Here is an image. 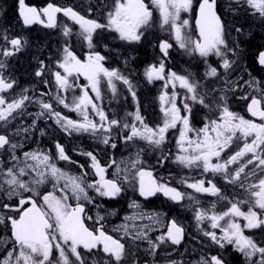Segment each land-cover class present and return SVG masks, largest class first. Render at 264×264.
Here are the masks:
<instances>
[{
  "label": "snow or ice",
  "instance_id": "obj_1",
  "mask_svg": "<svg viewBox=\"0 0 264 264\" xmlns=\"http://www.w3.org/2000/svg\"><path fill=\"white\" fill-rule=\"evenodd\" d=\"M151 3L159 11L160 30L168 31L184 54L199 57L204 65L202 79L187 69L185 75L168 67L173 49V44L168 39L155 37L153 41H148L155 24L153 10L144 0H114L111 8L103 4L102 8L107 9L104 12L106 22L86 18L71 7L61 8L48 4L47 7L37 9L27 7L25 0H19V16L25 26L41 23L46 28H55L56 14L63 12L65 17L79 26L75 36L81 44L87 45L89 51L83 61L78 58L70 43L73 29L65 25L61 31L63 46L57 57L54 60L51 56L47 60L35 57V76L43 82L46 89L52 87V81L45 77L51 76L56 94L40 91L38 95H28L29 89L25 88L9 99L6 94L14 89L16 81L8 72V58L20 53L27 41L19 36H9L7 30L0 35V225L4 226L5 232H11L10 236L0 237V245H10V248L4 249L6 255L0 259V264H87L80 248L85 249L88 254L96 249L99 254L100 245L106 257L104 264H122L126 243L105 232L101 223L105 217L99 215V211L96 223H100V227L92 230L85 226L84 214L88 204L95 205L98 210L103 207L96 203L90 192H95L98 197L115 199L125 191L126 184H135L137 181L139 196L145 199L157 193H163L176 202L184 198L175 187L158 182L153 178L152 171L145 169L141 154L146 150L160 151L158 165L162 166L171 160L184 168H202L203 173H211L213 177L219 174L227 184L238 186L246 192L249 197L247 200H230V207L221 213L212 211L209 214L208 210L197 208L195 219L198 225L207 219L211 229H219L220 235L216 231L202 230L213 245L220 249L232 246L243 256V264H264V241H257L244 234V229L264 231V216L254 210L264 211V123H254L233 112L229 100V94L235 97L241 89L251 88L259 94L246 93L239 98L247 102V111L253 117L264 121V84L252 76L246 65L241 66L243 49L239 42L229 45L226 36L230 32L226 31L227 26L217 13V0H200L196 16L199 35L195 40L185 34L188 20L181 22L180 16L181 12L192 9V0H151ZM92 11V7H89L88 12L91 14ZM228 11L234 15L243 13L258 20L264 27V0H229ZM42 17L47 18V23ZM235 31L237 34L242 33L239 27ZM104 32L115 33L113 39L130 46L148 41L154 49H158L155 63L145 69L144 75L148 83L164 80L165 88L172 86L170 96L167 92L159 96L161 111L164 113L162 125L150 127L140 114L138 103L137 110L125 112L123 118L117 115L115 109L110 118L104 108L96 103L103 99L101 77L107 79L113 99L118 96L115 81H121L127 87L133 102H137L132 81L118 68L110 70L104 66L107 56L98 50L99 42L105 39ZM104 47L107 49L108 45L105 44ZM212 57L216 60L212 61ZM255 62L264 70V50L259 51ZM124 63L127 65L129 59L126 58ZM238 68L247 73L248 79H244L242 74L235 75ZM74 73L76 76L83 75L89 83L81 87L82 94L74 95L69 103L61 93L70 89L74 91L78 86L69 79ZM177 84L184 90L180 101L182 109L177 107ZM89 87L95 93L94 97L89 94ZM28 104L38 107L37 112L29 114L33 117L31 123L21 127L13 126L12 121L26 115ZM57 105L76 112L82 119L72 120L63 116L57 110ZM197 111L203 112V126L200 128L192 126ZM128 117H131L130 121ZM41 119L52 120L68 136L75 133L87 134L93 138V151L74 149L78 155L90 159L88 167L94 171L92 180H88L89 173L85 165H79V175H71L57 166L59 161L77 163L59 142L55 144V156L50 150L45 151L39 147L20 152L24 147L22 141L34 135L33 130L37 129V121ZM178 125L177 152L175 155L165 153L162 148L167 140L166 134ZM39 131L41 136L45 135L44 129ZM241 136L244 138L243 147L225 159L233 142ZM138 142H144L147 148L140 146ZM121 147L125 150L134 148L135 152H129V156L119 162L113 153V158L107 165L101 163L95 152L98 148L100 152L107 154L109 149ZM249 154L250 158H247ZM3 157H7L6 162ZM236 164L239 167L232 170L231 166ZM248 166H251L250 171H246ZM112 168L115 170L109 178L107 172ZM249 180L252 182L249 183ZM47 182H52L54 189L59 187L61 195L48 192L41 196L40 186ZM186 186L198 193L227 199L212 179L186 183ZM38 200L43 203H38ZM71 200H75V205L69 203ZM242 203L249 205L247 212L241 210ZM129 207L140 209L141 206L132 201ZM212 207L215 208V204ZM237 217L242 218L243 225L236 221ZM137 218L147 219L149 223L130 227L126 222L114 230H122L124 238L133 244L137 241L146 242V251L153 256L159 255L161 246L180 245L184 239V228L178 226L175 219L167 224L166 232L153 239L149 235L154 231L153 225H163L160 213L137 211L132 216L125 217V220L135 221ZM221 221H225V224H221ZM94 264H99V261ZM171 264L176 262L172 261ZM195 264H227V261L222 255H211L201 256Z\"/></svg>",
  "mask_w": 264,
  "mask_h": 264
},
{
  "label": "flooded vegetation",
  "instance_id": "obj_2",
  "mask_svg": "<svg viewBox=\"0 0 264 264\" xmlns=\"http://www.w3.org/2000/svg\"><path fill=\"white\" fill-rule=\"evenodd\" d=\"M47 1V0H45ZM114 0H60L57 7L66 8L71 7L73 10L79 12L81 15H84L86 18L97 19L100 22H106L104 18V12L107 9H103L102 5L107 4L109 8L113 5ZM51 2H45L43 5L36 6L34 4H29L25 0V5L28 7H36L41 9L47 7ZM200 0H192V9L188 13L190 21H188V28L191 32H199L196 26V16L199 11ZM54 5V4H53ZM229 0H217V13L229 14L233 13L228 11ZM56 6V5H54ZM92 7L93 11L90 14L88 8ZM154 24L155 26L151 30L148 41H153L155 37H161L168 39L173 44V49L171 50L172 56L171 60L168 63V67L176 71L178 74H187L186 69L195 73L201 69V63L196 59L199 57H190L179 49L176 41L171 37L163 36L162 31L159 28L158 21L156 18L154 9ZM101 12V13H100ZM99 15L101 17H99ZM44 22L46 21L45 17H42ZM57 27L48 29L44 28L39 24H33L31 26H25L23 21L19 16V0H0V35H2L6 30L9 36H19L23 40L27 41L24 49L17 53L14 57L8 58V72L14 77L16 84L14 89L11 90L6 95L9 99L13 96L18 95L23 89H29L28 95H38L40 91L51 92L53 95L56 94V86L54 79L51 76H46V79L52 81V87L46 89L43 85V82L35 76V71L37 64L35 62V57L39 56L41 59L47 60L50 56L53 60L57 57L59 49L63 46V38L61 36L62 28L65 25L72 27L73 36L71 37L70 43L72 44L75 54L82 61L85 59L86 54L88 53V48L86 44H81L77 40L75 33L79 31V26L75 25L73 21L69 20L68 17H65L63 12H59L56 18ZM115 33L104 32L105 39L99 42L98 50L107 56L106 61H104V66L108 69H111L115 66H126L124 60L129 59L127 65H131L133 68H147L149 65L155 63V56L158 49H154L152 44L148 41H145L141 44L128 45L118 39H113ZM158 42V41H156ZM2 43V41H0ZM107 44V49L104 45ZM133 49H135L133 51ZM135 57V59H132ZM203 65V63H202ZM137 93V103L139 105L140 114L144 117L145 122L150 126L155 128L157 125H162L164 119V113L161 111V103L159 96L164 89L165 81L164 80H155L154 83H148L145 77L133 76L128 77ZM71 82H74L78 86L76 89L69 90L66 93H61L65 96L67 101L70 103L73 96L81 95V87L87 86L88 81L84 78L83 75L76 76L73 74V77L69 78ZM103 84V85H102ZM169 86L168 93L171 95L172 86ZM101 93L103 99L101 101H96L99 106H102L104 110L108 113L109 117L112 116L113 109L116 110V113L119 117H124L125 112H134L130 102L131 95L126 92L120 93L119 97L125 100L123 104L124 108L115 106L108 103V99H113V94L110 92H103L105 89H109L107 84V79L101 77L100 83ZM137 90H140L139 93ZM180 88L177 84L176 91L178 96L180 94ZM89 94L95 96L88 88ZM177 96V98H178ZM240 100V98H239ZM245 105V112H235L242 117L252 120L247 113V102ZM57 110L61 112L63 116H66L72 120H81L82 117L79 116L76 112L70 111L63 106L57 105ZM127 107V109H126ZM26 115L23 117H18L17 120L12 121V125L15 127H21L26 124H30L32 121V116L30 113H35L38 111V107L34 104H28L26 108ZM98 120V117L96 118ZM129 121L131 117L127 118ZM37 129L33 130L34 135L30 139L22 141L24 144L23 151H29L34 148H41L45 151L51 152L55 156L56 142H59L65 147L67 154L75 161L76 164H70L66 161H59L58 167L62 170L68 172L71 175H79L81 168L79 165H85L88 170V180L94 178V171L88 167L90 165V159L83 155H78L77 151L82 149L83 151H93L94 150V140L91 136L87 134L77 135L75 133L72 136L66 135L61 131L56 124L50 119H41L37 121ZM192 126L194 128H200L203 126V112H196L193 120ZM39 129L45 130V135L41 136ZM11 130V129H10ZM192 135V134H189ZM167 140L162 150L165 153L171 152L173 155L177 152L176 139L179 137V125L176 129H170L167 133ZM17 139H20L19 137ZM142 147L147 148V145L144 142H138ZM242 143L238 141L233 142V148L228 150L225 157L232 155L234 152L238 151L243 146H240ZM103 147V146H101ZM95 152L98 156V159L101 160V163L107 165L110 160L114 158L119 162L121 159L129 156V152H135V149L125 150L123 147L116 150L109 149L107 154L102 153L99 149H95ZM160 156V151L153 152L151 150H146L141 154V159L145 162L144 167L146 170L152 171L153 178L160 183H165L170 187H175L178 191L183 194V199L179 202L172 201L168 197H165L163 193H157L153 197L147 199L139 196L138 192V181L135 184H126L125 191L121 194L120 197L115 199H110L107 197H98L95 192H90V195L95 198L96 203L102 205L101 209H97L95 205L88 204L86 205V210L84 214V223L85 226L90 230L93 228L100 227V223H96L97 213L105 217L101 222L104 225V230L107 234L112 235L114 238L121 239V242L126 243L125 255L122 259V264H171L172 261H175L176 264H195L196 261H199L201 256L210 257L211 255H222L224 260L227 261V264H243V256L236 252L232 246H226L225 249H220L218 246L213 245L209 238L203 235V231H216L217 235H220L219 229H211L210 221L207 219L202 221L199 225L195 219V211L197 208H202L209 211L211 214L212 211L216 213H221L226 211L230 207V200H247L248 194L240 189L238 186H233L227 184L223 177L217 174L215 177L211 173L195 172L194 169L188 170L187 172H182V168L173 163L171 160L167 161L165 164L158 165L157 157ZM5 162L7 157L2 158ZM239 165V164H236ZM234 165V166H236ZM250 166H248V169ZM115 169H109L107 176L111 178L112 171ZM211 174V175H210ZM259 178V177H258ZM257 178V179H258ZM208 180L212 179L213 182L219 187L224 196L227 199H220L217 196H212L208 193H198L194 189L188 188L186 183H194L198 180ZM186 182V183H185ZM249 183L252 181L249 180ZM205 183V187H207ZM247 186V185H246ZM40 188L41 196L48 192L55 191L53 188L52 182H47ZM27 195V194H26ZM191 197V199H189ZM132 201H136L140 204V209H133L129 207V204ZM38 203H41V200H38ZM215 204V208H213ZM30 207V205H27ZM241 210L247 212L249 205L242 203L240 205ZM264 216V211L260 209H254ZM143 211L145 213H160L163 225H153L154 231L150 232L149 235L155 238V236L160 235L163 232H166L167 224L173 219L176 220L178 226L184 228V239L180 245H170L166 244L161 246L159 249V255L153 256L149 254L146 249L148 245L146 242L137 241L135 244L130 242L127 238H124L123 231H117L119 225L126 223L125 217L132 216L134 212ZM91 219H88V217ZM18 218V216H17ZM236 221L243 225L244 221L242 218L237 217ZM136 221H128V225L133 226ZM148 220L139 222L136 226L142 224H148ZM221 224H225V221H221ZM3 225H0V237L10 236V230L3 232ZM10 229V226H9ZM244 234L252 236L257 241H264V231L260 229H244ZM100 251L97 254V250L93 249L91 254H88L85 249L82 247L80 251L84 254L87 264H94V262L99 261V264H104L105 254L102 251V245L98 246ZM5 248H10V245H0V259L6 255L4 251ZM55 253V250H54ZM58 257V253H55ZM258 259V257H257Z\"/></svg>",
  "mask_w": 264,
  "mask_h": 264
},
{
  "label": "trees",
  "instance_id": "obj_3",
  "mask_svg": "<svg viewBox=\"0 0 264 264\" xmlns=\"http://www.w3.org/2000/svg\"><path fill=\"white\" fill-rule=\"evenodd\" d=\"M29 4H34L36 6L43 5L45 0H26ZM60 0H49L54 5H58ZM101 13V12H100ZM99 17H101L99 15ZM221 17L225 23L226 31L230 32V35L226 36V39L229 42V45L232 46L236 42H239L240 46L243 49V60L241 61V66H247L248 71L251 72L252 76L255 77L258 81L264 84V70L255 62L256 57L259 51L264 50V27H262L258 20H255L252 17L246 16L243 13L239 15H229V14H221ZM241 28L242 33L237 34L235 28ZM119 69L123 75L127 77L133 76H141L145 77L144 72L145 68H133L131 65L126 66H115L111 69ZM110 69V70H111ZM198 70V69H196ZM200 71V70H199ZM198 71V72H199ZM203 72H199L198 76L200 78L203 77ZM243 75L246 77L247 73L242 72L239 68L235 75ZM235 75L233 77H235ZM248 76V75H247ZM139 93L140 90H137ZM243 96V95H241ZM230 100V109L233 112H245V104L244 100H239L238 92L235 97L229 94ZM5 232L4 229H2Z\"/></svg>",
  "mask_w": 264,
  "mask_h": 264
},
{
  "label": "rangeland",
  "instance_id": "obj_4",
  "mask_svg": "<svg viewBox=\"0 0 264 264\" xmlns=\"http://www.w3.org/2000/svg\"><path fill=\"white\" fill-rule=\"evenodd\" d=\"M144 3L147 5V6H149V8H152V9H154V12H155V14H157L156 15V18H157V21H158V25H159V22H160V16H159V11L155 8V6H153L152 5V3H151V0H144ZM190 11H188V12H181V14H180V16H181V22L183 21V20H188V21H190V17H189V15H188V13H189ZM188 25H190V23L188 24ZM184 32H185V34L186 35H188V36H190L191 37V39L192 40H195L197 37H198V35H199V32L197 33H195V32H191L190 30H189V28H188V26L186 27V29H184ZM163 33V36H168V38H171V36L169 35V32L168 31H163L162 32ZM212 59V61H215L216 60V58L215 57H212L211 58ZM199 61L200 62V60H199V58L198 59H196V61ZM201 63V69H200V71L199 72H201L202 70H204V65H202V62H200ZM199 72H197L196 70H195V73L198 75L199 74ZM145 73V72H144ZM233 78H235V77H233ZM202 79V78H201ZM244 79H248V76L246 75V77L244 78ZM155 82V81H154ZM154 82H152V83H154ZM115 83H116V87H117V92H118V96H117V98L116 99H112V100H110V99H108L107 101H108V103H109V105L111 104L112 105V103H114L115 104V106H117V107H123L124 108V106H123V104L125 103V100H123L122 98H120L119 97V94L120 93H123V92H126L127 94H129L128 93V91H127V87L125 86V85H123V83L121 82V81H115ZM103 85V84H102ZM168 91H169V86L167 87V88H165L164 87V89L162 90V93H164V92H167L168 93ZM103 92H110L111 94H112V92H111V90L110 89H105V90H103ZM161 93V94H162ZM253 94V95H258L259 93H256V92H254L251 88H246V89H241L240 91H238V95H239V97L241 96V95H245V94ZM183 94H184V90L183 89H181L180 90V94H179V96H178V98H177V107H179V108H183V105H182V103H180V101L182 100V98H183ZM168 95L170 96V94L168 93ZM130 99H131V102H130V104H131V106H132V108L134 109V112L137 110V102H133V100H132V97H130ZM160 103H161V101H160ZM165 106H167V107H170V105H165ZM100 107H102V106H100ZM161 107H162V104H161ZM103 108V107H102ZM126 109H127V107H126ZM197 112H202V111H197ZM211 118H215V117H211ZM244 119H246V120H248L247 118H245V117H243ZM252 122H254V123H264V121H261V122H255V121H253V120H251ZM167 135V134H166ZM250 139L251 138H249V141H250ZM236 141H238V142H241L242 144L240 145V146H243V144H244V138L241 136L238 140H236ZM231 147L233 148V145H231ZM229 150H231V149H229ZM247 158H250V154H249V156L247 157ZM225 159H227V157H225ZM213 162H215V160L213 161ZM181 167V166H180ZM237 167H239V165H236V166H231V168H232V170H235V168H237ZM182 168V172L184 171V172H187L188 170H192V169H194L195 170V172H203V170H202V168H195V167H193V168H191V169H189V168H184V167H181ZM250 169H246V171H250L251 170V166L249 167ZM211 175V174H210ZM53 184V183H52ZM62 184H63V181H61V185L60 186H62ZM43 185H41L40 186V188H43L42 187ZM50 192H52L54 195H56V196H60L61 195V193H60V191H59V187H57L56 189H55V191H50ZM43 202H42V200H41V204H42ZM69 203H71V204H73V205H75V200H71V201H69ZM145 220H147V219H145ZM131 221V220H130ZM136 222H135V224L134 225H137L139 222H143L144 220H140L139 218H137L136 220H135ZM127 223H128V221H126ZM133 222V221H132ZM129 224V223H128ZM130 226V225H129ZM131 227V226H130Z\"/></svg>",
  "mask_w": 264,
  "mask_h": 264
},
{
  "label": "water",
  "instance_id": "obj_5",
  "mask_svg": "<svg viewBox=\"0 0 264 264\" xmlns=\"http://www.w3.org/2000/svg\"><path fill=\"white\" fill-rule=\"evenodd\" d=\"M28 7V6H27ZM57 15H58V13L56 14V18H57ZM45 19H46V21H45V23H47V18L45 17ZM22 20V19H21ZM33 24H39V25H41L42 27H44V28H46L45 26H44V24H41V23H33ZM33 24H31V25H33ZM31 25H29V26H31ZM48 29H52V28H48ZM85 78V77H84ZM247 113H248V116L253 120V121H256V122H261V120L259 119V117H253L248 111H247ZM143 198V197H142Z\"/></svg>",
  "mask_w": 264,
  "mask_h": 264
}]
</instances>
